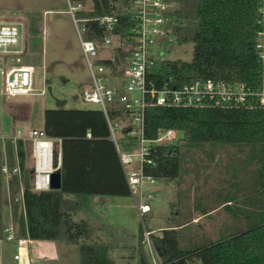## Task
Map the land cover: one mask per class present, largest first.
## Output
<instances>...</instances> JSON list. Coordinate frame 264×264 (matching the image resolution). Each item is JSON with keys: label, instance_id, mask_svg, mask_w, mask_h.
I'll return each mask as SVG.
<instances>
[{"label": "trees", "instance_id": "1", "mask_svg": "<svg viewBox=\"0 0 264 264\" xmlns=\"http://www.w3.org/2000/svg\"><path fill=\"white\" fill-rule=\"evenodd\" d=\"M81 15L94 17L116 14L121 18L117 33L124 35L134 25L132 13L125 5L131 0H90ZM172 12L174 42L194 44L191 60L164 59L155 65L157 87L165 81L177 84L196 79L215 78L256 85L259 79L255 43L257 24L256 0H180ZM90 39L102 40L106 32L91 22ZM115 53H128L116 49ZM120 113V112H119ZM119 113L113 112L114 116ZM160 128L177 129L179 139L189 144L202 142L245 143L258 146L256 186L247 199L249 208L241 209L247 222L245 229L223 234L219 239L194 248L182 245L184 224L170 226L161 235L153 234L151 243L162 264H188L200 259L202 264H264V107L149 106L145 112V136L154 139ZM44 131L61 139L62 163L59 189L33 190L26 166L27 152L22 139L10 145L18 160L21 176L11 185L24 180L23 201L13 196V215L18 223L19 238L56 240L79 246V264H116L111 251L131 250L137 264H153L141 234L138 242L125 229L117 228L95 210L98 197L131 196L127 176L102 109L47 108ZM128 133V128L123 129ZM91 136L88 137L87 133ZM126 149L136 145V137L126 136ZM146 164L147 175L157 178L180 177L183 150L179 142L153 145ZM17 192L13 188V193ZM20 204V212L18 213ZM229 208V207H228ZM237 214V213H236ZM96 221L97 224L94 222ZM126 232L124 234V232ZM123 232V235H121Z\"/></svg>", "mask_w": 264, "mask_h": 264}, {"label": "rangeland", "instance_id": "2", "mask_svg": "<svg viewBox=\"0 0 264 264\" xmlns=\"http://www.w3.org/2000/svg\"><path fill=\"white\" fill-rule=\"evenodd\" d=\"M67 9V0H0V22L23 25L24 51L11 56L9 63L11 66H30L33 69L36 92L33 95L1 98L0 208L5 202L11 204L13 196H19L24 188V180H20L18 185L11 187L8 197L2 165L7 163L12 168L18 164L14 152L11 154L10 140L18 136L19 131L20 135H28L33 129H43L47 108H99L95 103L86 102L83 97L85 89L92 87V78L74 21ZM193 52L194 44L191 42L174 43L165 56L189 61L193 58ZM120 81L123 82L122 79L111 78L108 83L115 86L121 84ZM43 89L46 93L40 94ZM130 95L134 97L137 93L131 92ZM179 144L183 150L180 177L157 178L155 182L145 185L147 191L156 193L153 199L148 200L152 211L144 220L132 196H108L105 207L95 205V210L106 222L125 229L127 233L123 231L124 234L133 237L136 244L141 234L152 263L153 255H157L152 243L147 240L145 227L151 232V240L153 234L162 233L163 227H158L183 223L182 245L187 248L215 241L227 232L247 227L241 209L249 208L247 199L256 186L258 146L221 142L189 144L182 139ZM31 150L28 144L26 166L29 178ZM13 188L17 192L13 193ZM17 245L16 240L10 243L7 254L10 264H18L14 261ZM33 250L31 264H79L78 245L61 242L57 244L55 255L49 254L47 259L39 258ZM131 254L133 252L125 248L111 251L116 264H137ZM188 264H202V261L195 259Z\"/></svg>", "mask_w": 264, "mask_h": 264}, {"label": "built area", "instance_id": "3", "mask_svg": "<svg viewBox=\"0 0 264 264\" xmlns=\"http://www.w3.org/2000/svg\"><path fill=\"white\" fill-rule=\"evenodd\" d=\"M90 0H67V12L74 21L82 51L92 78V87L84 91V100L95 103L104 112L111 139L115 142L120 161L131 190V196L139 215L144 217L152 211L148 201L152 194L145 185L155 182V177L144 171L146 164L153 163L150 157L153 145L179 142L177 129L160 128L154 139L145 136V112L149 106L206 107V106H244L264 107V0H256L257 24L255 50L259 64V79L256 85L242 81H227L215 78L196 79L189 83L177 84L165 81L157 87L154 76L158 60H164L166 53L175 43L172 12L179 6L175 0H131L125 5L133 15L134 25L127 28L124 35L116 31L121 18L116 14L94 17L81 15L88 10ZM91 22L97 23L106 36L102 40L90 39L87 31ZM23 25L0 22V108L3 96H25L35 94L34 71L30 66H11L9 58L24 51ZM123 49L125 54L115 53ZM122 79L119 85L112 86L109 79ZM47 81V79H46ZM131 92L137 95L132 97ZM43 89L40 94H45ZM119 113L117 116L113 112ZM128 128V133L124 132ZM136 137V145L126 149L122 140L126 136ZM90 137L91 133L88 132ZM19 139L25 146H31L30 184L33 190L51 189V176L62 163L61 139L46 134L44 129H33L28 135L12 138ZM2 171L9 176H21L19 164L9 168L2 165ZM24 188L16 201H23ZM147 240L151 243V232L145 227ZM5 238L16 240L19 252L15 258L23 261L21 248L27 240L16 235L13 225L4 229ZM25 260V258H24ZM153 264H162L153 255Z\"/></svg>", "mask_w": 264, "mask_h": 264}, {"label": "crops", "instance_id": "4", "mask_svg": "<svg viewBox=\"0 0 264 264\" xmlns=\"http://www.w3.org/2000/svg\"><path fill=\"white\" fill-rule=\"evenodd\" d=\"M3 173V172H2ZM4 174V173H3ZM4 176L6 177V182L5 184L7 185V192H8V197L11 191V179L13 176H9L8 174H4ZM9 178H11L9 180ZM152 194L151 199H153L155 197V193L156 191H151L150 192ZM11 204L5 202V204H3V206L0 208V247H1V252H0V264H10L9 261V257H8V252H10V243L11 241L7 240L5 238V233H4V229L5 227L9 226V225H13L15 228V232L16 235L18 233V223L16 220H14V215H13V205H12V199L10 200ZM96 203H100V202H104L105 206H106V197H98L95 199ZM7 203V204H6ZM99 205V204H98ZM170 227L169 225L164 224V226H160L157 229H165V227ZM175 227H182V226H175ZM151 229H155V228H151ZM183 229V228H182ZM152 232H154L152 230ZM157 235H161V234H157ZM27 240V246L26 247H22L21 248V254L23 257V261H19L18 259L15 258V255L18 254L19 252V244L17 245V251L14 253V261L18 264H31V255H32V249H34L38 255L36 254V256H38L39 258L42 259H47L49 258V254L55 255V251L57 250V244L61 243L60 241H56V240H31L28 238H23ZM35 244V245H34ZM34 245V248H32V246ZM36 247V248H35ZM59 249V247H58ZM33 250V251H34ZM25 258V260H24Z\"/></svg>", "mask_w": 264, "mask_h": 264}, {"label": "water", "instance_id": "5", "mask_svg": "<svg viewBox=\"0 0 264 264\" xmlns=\"http://www.w3.org/2000/svg\"><path fill=\"white\" fill-rule=\"evenodd\" d=\"M51 189H59L62 186V175L58 170L54 172L51 176Z\"/></svg>", "mask_w": 264, "mask_h": 264}]
</instances>
